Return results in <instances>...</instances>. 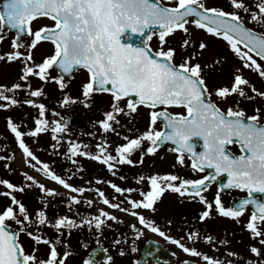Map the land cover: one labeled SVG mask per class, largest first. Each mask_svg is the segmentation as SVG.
Instances as JSON below:
<instances>
[{
  "label": "snow or ice",
  "instance_id": "obj_1",
  "mask_svg": "<svg viewBox=\"0 0 264 264\" xmlns=\"http://www.w3.org/2000/svg\"><path fill=\"white\" fill-rule=\"evenodd\" d=\"M232 11H225L215 6H206L205 0H175V6L167 7L161 0H3L0 4V41L4 39L5 29L15 31V37L11 42L13 51L6 55H0V60L13 62L19 60L22 64V75L20 81L27 84V89L21 83H15L11 87L0 85V108L8 109L19 105L17 90L24 89L28 97H41L43 89H31L30 77H37L41 81L48 80V70L55 67L61 75L57 83L61 89L66 85L62 82L65 76L71 77L77 69H85L89 74L88 81L83 84V96L89 97L94 92L111 93V110L104 113V120L99 121L101 129L105 132L112 129L109 123L119 124L116 114L124 113L126 116L137 111L138 105L150 109V122L148 129L139 137L129 139L124 136L127 143L115 148L116 155H106L80 152L81 156H88L92 160L99 161L107 166V170L116 175L114 169L117 165H134L131 156L136 151H143V142H149L147 154H155L157 149L167 142L176 147L172 149L178 152L177 163L184 165L185 155L191 161L193 172H204L212 169L208 175L199 179H185L176 174L158 175L148 177L140 175L136 183L141 184L147 180L149 190L138 188H122L108 181L109 186L115 193L124 196V200L130 207H122L105 197L104 192L97 189L101 203L108 208L117 209L120 212L130 214L138 219V223L144 228L158 233L161 237L179 246L183 252L193 257H202L206 264H225L219 259L210 258L199 252L195 247H186L181 240L174 239L151 220L139 214L136 209L155 211L154 205L160 199L165 190L177 193L180 197H188L190 200L199 198L204 209L199 213V220L203 222L210 217L213 204L207 202L201 194L206 191L211 183L217 181L221 174H227V183H221L220 189H238L246 191L248 197L234 202L232 207H225L221 201L219 192L215 196L216 212L226 218L238 220L248 206L253 210L246 224L252 239L257 240L261 247L250 246L249 251L255 257H264V200L257 199L256 195L264 194V124L260 123L261 109H255V114L246 115L244 110L229 107L222 111L211 100L212 93L206 85L203 77V68L199 62V55L207 45L201 41L196 45L197 51L189 53L181 63H175L176 49L167 48L165 38L176 30H181L185 35L181 49L187 50L192 47L190 39V26L203 30L208 35L221 38L227 42L230 50L242 62L243 69H253L259 77L264 78V68L254 59L258 57L264 61V33H257L245 26V17L241 13L249 14L251 20L259 25H264V0H254L256 11L245 0H229ZM38 17H48L54 23L52 26L41 27L33 31L32 22ZM158 34L160 48L153 51L149 46L154 35ZM139 35L140 43L133 39ZM23 37H31L29 44L25 45ZM131 41V42H130ZM41 42H50L53 45L52 55L43 59L42 63L33 62L32 50ZM242 46V47H241ZM27 48V55L19 49ZM219 63V61H216ZM249 81L241 74L238 68L234 73V80L230 87L223 86L215 89V95L221 100H227L231 95L252 100L254 97L248 95L245 87ZM251 92L255 96L264 98V92H259L253 86ZM11 93V95H9ZM127 98L128 111L121 107V101ZM23 103L38 109L40 118L35 119L34 130L21 131L20 125L13 123L8 118L7 126L14 134L19 149L22 151L26 163L36 168L41 161L26 144L24 137H37L38 134L46 132L49 121L45 117V105L37 103L33 99L25 98ZM65 103L68 98L65 97ZM87 106V105H86ZM169 106H179L186 109V115L168 112ZM163 108L157 111L155 109ZM163 124L164 130H156L157 121ZM53 133L63 132L68 126L67 122L62 125L58 121L52 122ZM113 131L115 129H112ZM193 138L203 140L204 151L197 152ZM57 140L56 135L52 136ZM107 141H103L96 147L99 153L107 151ZM238 143L241 155L235 156L228 145ZM86 147V146H85ZM69 159L77 155L72 148L69 149ZM4 159V157H0ZM35 163H32V162ZM143 163V155L140 157ZM76 163V161H72ZM8 168V165L5 164ZM45 175L51 180L69 190L71 193H83L86 189L75 187L54 171H49V164L42 165ZM40 171V169H36ZM11 171V169H9ZM27 182V187L33 185L39 187L46 197L59 195L53 189H47L44 184L39 183L27 173H22ZM120 179H125L120 176ZM97 183H104L97 180ZM0 185L9 191L0 192V196L9 197L10 204L5 205L0 211V264H57V249L53 242L40 234H34L29 228L36 226H49L56 230L58 235H63L62 229L69 231L87 225L89 229L93 226L99 232L106 221H118L117 217L111 215L103 208L98 209V215L81 217L78 223L68 216H59L53 223L47 218L46 211L37 210L35 218L30 216L26 206L16 198L15 192L23 193L24 186L12 184L9 180H0ZM138 192L142 199H134L125 193ZM115 199V197L113 198ZM69 210L81 201L75 195L68 197ZM47 206L48 200L41 201ZM83 203L92 207V200H84ZM15 206V207H14ZM76 215H79L77 212ZM10 223L18 226L17 229L10 227ZM169 223H171L169 221ZM139 237L140 230L135 224L130 226ZM20 233H26L36 245L45 244L50 246L47 260L38 259L37 249L31 254H26L19 243ZM197 236L195 231L188 234L192 240ZM206 242H212V237H206ZM59 243V239L56 240ZM119 239L114 244L119 245ZM226 243V242H222ZM107 252V249H102ZM137 249L132 248L135 252ZM93 252V256H95ZM123 255V251L120 252ZM68 253L65 252L64 256ZM228 256H236V253L228 252ZM111 260V257H107ZM59 264H64L63 259ZM84 264H95V261L85 260ZM187 264V262H185ZM227 264H232L228 261ZM247 264H256L249 260ZM258 264H264L260 259Z\"/></svg>",
  "mask_w": 264,
  "mask_h": 264
},
{
  "label": "flooded vegetation",
  "instance_id": "obj_2",
  "mask_svg": "<svg viewBox=\"0 0 264 264\" xmlns=\"http://www.w3.org/2000/svg\"><path fill=\"white\" fill-rule=\"evenodd\" d=\"M2 3L3 0H0V4ZM161 3L167 7L175 6V0H161ZM205 3L206 6H215L225 11H232L229 6V0H205ZM245 3L250 4L251 10L256 11L254 0H245ZM241 15L245 17L244 23L246 27L257 33H264V25L253 22L249 14L241 13ZM53 23L54 22L48 17H38L32 22L31 28L35 31L41 27H50ZM190 33L193 46L187 50L181 49L182 41L186 38L181 30H176L175 33L165 38V49L169 47L176 49L177 56L174 62L177 64L181 63L189 53L197 51L196 45L203 41L207 47L203 50L202 54L199 55L198 61L193 60L192 63L199 62L202 65L203 77L209 92L212 93V102L222 111L226 112L229 107L234 109L239 108L244 110L246 115H248L247 98H241L233 94L227 100H221L215 95V89L223 86L230 87L234 80L233 72L238 68H240L241 71L255 70L243 69L241 60L235 56L227 45V42L221 38L208 35L203 30L195 29L194 26H190ZM3 36L4 39L0 41V55H6L13 51L11 42L15 37V31L6 28ZM22 39L25 45L29 44L31 41V37H23ZM133 39L137 44L140 43L141 38L139 35H134ZM148 44L153 51H158L160 48L158 34L154 35L153 38L148 41ZM19 50L27 55V48ZM52 53L53 45L50 42H41L32 50L33 62L36 64L42 63L43 59L52 55ZM254 59L257 60V63L260 64L262 68L264 67V61H261L255 56ZM216 61H219V63H216ZM22 67L23 64L19 60L13 62H8L6 59L0 60V85L11 87L13 84L19 82L24 85V89H27V84L19 80V77L22 75ZM60 75L61 73L53 67L48 70L47 81H41L37 77H30L31 89L36 90L42 88V96L28 97L27 91L24 89L17 90V96L21 103L11 106L6 110L0 108V157H4V159H0V180L7 179L14 185L25 187L23 193L15 192L14 195L26 206L30 216L33 218H35L37 210H43L46 211L47 218L54 223L55 219L58 218L56 216L58 205L62 203L65 205L66 210H69V201L63 197V199H59L57 204L55 203L54 197H44L43 200L46 199L49 201L45 207V205L41 203L43 200H41L40 197L44 194L39 187L35 185L27 187L30 182H27L24 176L21 177V175L12 168L11 171H8L5 167V164L8 166L11 164L13 150L18 149L17 151L22 152L18 147L14 134L7 126L8 118L11 117L13 123L20 125L19 130L24 132L34 130L35 119L40 118L38 109L23 103L25 98L33 99L37 103H43L45 105V117L42 119H47L50 122L46 132L38 134L35 138L29 136L24 137L26 144H28L30 149L41 161L37 166L42 167L43 163H48L49 171L55 172V165H60V163L71 164L73 160H77L82 163L83 170L88 172V176L83 180L86 187L95 186L94 189H99V191L104 192L105 197L108 199H113L115 197V199L124 200V196L115 193L114 189L107 183L108 181L122 188L131 187L148 191L149 187L147 180L141 184L136 183L140 175L148 177L154 174H176L183 178V175L187 172L191 179H199L209 174V171L206 170L204 172H193L191 169V161L187 156H185V159L188 165L185 166L177 163V156L179 153L172 151L173 147L170 146H161L157 149L155 154H147L146 149L149 146V142L147 141L142 144L143 151H136L132 154L131 159L135 162L134 165H117L114 169L116 175H112L107 170V166L99 161L92 160L88 156L79 155L80 152L100 155L111 153L112 155H116L115 148L127 143V141L123 139L124 136H128L129 139H134L148 129L150 112L153 109L138 105L135 113H131L127 116L124 113L116 114L120 123L117 125L110 121L109 123L112 125V129L115 130L109 129V131L105 132L101 129L98 122L105 119V112L111 110V93L94 92L90 94L89 97L85 98L83 96V84L88 81L89 77L85 69L75 70L71 77L65 76L62 81L66 85L64 89H61L59 83H57V78H59ZM256 77L261 83L259 76ZM9 95H11V93H9ZM65 97L68 98V103H65ZM126 101L127 98L121 101V107L125 108V111H128ZM0 103L4 102L0 101ZM155 110L160 111L164 109L157 108ZM166 110L173 115L187 114L186 109L179 106H169ZM53 121H58L62 125L66 121L68 126L63 132L53 133L51 131L52 127L55 126L52 123ZM154 127L156 130H163V124L159 120ZM53 135H56L57 140L62 144L58 149L55 147L57 141L52 139ZM105 140L108 142L107 151L101 154L96 146ZM195 146L196 149L204 150L203 142L200 139L195 141ZM70 148L74 149L77 153V155L72 156L71 159H69ZM228 149L235 156L241 155V151L236 144L229 146ZM141 155H143L142 164L139 162ZM168 155H171L173 159H175L168 161ZM21 158L23 161V156ZM42 173L43 172L37 173V175L47 179ZM120 176H124L125 179L121 180ZM61 177L64 178L63 176ZM82 178V176L80 177L75 174V176L71 178L73 179L71 183L78 184L79 182V185H81L80 179L82 180ZM97 180H102L104 183H97ZM45 182L54 181L48 178ZM4 191L9 190L3 185H0V192ZM218 192L225 207H232L234 202L248 197L247 192L238 190L223 191L218 185L211 186L208 190L201 193L206 198L207 202L213 204L210 217L205 218L203 222L199 220V213L205 209L204 205L199 202V198L190 200L187 196L180 197L177 193L171 192L170 189L162 193L160 199L154 205V212L142 208L136 209L135 211L142 215L153 216L151 221H153L158 228L164 231L166 235L181 240V243L184 245L189 244L191 246H196L199 242L206 244L208 247V254H211L213 258L224 261L225 264H227L228 261H232V264H247L249 260L259 259L260 257H255L250 253L249 248L250 246H256L258 248L261 246L259 245L258 239H252L251 233L246 228L253 208L247 207L238 220L222 217L215 210L214 200ZM91 194L95 196V202L99 207L100 205H104L101 203L98 192ZM124 195H131L134 199H142L138 192H133L131 194L125 193ZM9 200V197L1 196V211L5 205H8ZM171 201H173V203ZM169 204L171 205L170 207H168ZM182 205L187 208H178V206ZM49 211H53V213ZM70 211L79 213V215H76L78 223L81 220L80 216L89 217L91 215L90 213L93 211H95L94 214L98 215L97 208L93 206L88 207L83 201H81L79 205H75L73 210H69V212ZM105 211L109 212V209ZM109 213L113 215L112 212ZM169 221L171 223H169ZM131 225L106 221V224L102 226L99 232H97L94 226L89 229L87 225H82L70 231L68 229H62L63 235H58L56 230L49 226H42L39 228L33 226L29 228V231H32L34 234H40L53 242V246L56 247L58 253L57 264H59L61 259H63L64 264H71L72 261L77 264H84L85 260L95 261V264H184L185 262L199 264L197 260L186 257L179 246L164 239L158 233L151 232L150 229H146L142 225H136L141 233L137 238V234L130 227ZM10 227L13 229L18 228L14 223H10ZM192 231H195L197 236L189 240L188 234ZM209 235L212 237V242H206V239L200 240ZM57 239H59V243H56ZM117 239L121 241L119 245L114 244V241ZM19 243L24 248L26 254H31L35 248L37 249L35 253L37 258L47 260L51 250L49 245H36L35 241L26 233H20ZM133 247L137 249L135 252L132 251ZM223 248L225 249V253L230 251L236 253V256L230 257L228 261V256H225L226 261L221 259L220 256L217 255L223 254V251H221ZM102 249H107V252H104ZM121 251H123V255L120 254ZM146 251L153 255L164 252L168 257V261L165 263H153L148 260H143L142 254ZM65 252L68 253L67 256H64ZM93 252L96 253L95 256H93ZM109 256L111 260L107 259ZM258 261L259 260L255 261L256 264H258Z\"/></svg>",
  "mask_w": 264,
  "mask_h": 264
},
{
  "label": "rangeland",
  "instance_id": "obj_3",
  "mask_svg": "<svg viewBox=\"0 0 264 264\" xmlns=\"http://www.w3.org/2000/svg\"><path fill=\"white\" fill-rule=\"evenodd\" d=\"M233 73H235V71ZM241 74L243 75V77L245 79H247L249 81V86H246L245 87V90L247 91L248 95L254 97L252 100H248V110H247V114L248 115H253V114H255V109L259 108V109H261V117H262L261 120H260V122H264V98H261L259 96H255V94L251 92V87H253V86L256 88L257 91L264 92V78L259 77L260 78V81H261V83H260L257 80V77H256V76H259V75L255 71H251V70L241 71ZM1 136H3V135H1ZM9 145H11V144H9ZM60 146H62V144L60 142L59 143L56 142V146L55 147L58 149ZM17 150L18 149L13 150V156L11 158V164L8 166L7 170L9 171V169L12 168L17 173H19V175H21V177L23 176L22 173H27L28 175L33 176L35 178V180L38 181L39 183L44 184L46 188L53 189L56 193H59V195L54 196L55 201H56L55 203L58 204L59 199H61V198L63 199V197L67 201H69L68 200V197L69 196H72V195H75L77 197V199H79L80 201L92 200L93 201V205L92 206L95 207V208H97V209H100V208H103L104 210H108L109 209V212H112L113 215L117 217V220L118 221H122V224H124V225H131V224L140 225L138 223V219L136 217L131 216L130 214H127V213H124V212H120L119 210L117 211V210H114V209H111V208H107L104 205H100V207H99L96 204V202H95V196L93 194H91V193H97V191H96V189H94L95 186L86 187V184H85V182L83 180H85V177L88 176V172L83 170V166H82V163L81 162H79L77 160H74V161H76V163H71V164L70 163H60V165H55V173L57 175L59 174V175L63 176L64 177L63 179H65L66 182H68L69 184H71V185H73L75 187H82L83 186L82 188L87 189L82 194L81 193H71L69 190L64 189L62 186L58 185L56 182H45V180H47L48 177L45 175L44 171H42V167H39L37 165H36V168L30 167L25 162L26 161V158L25 157H23V161H22V158H21L23 156L22 155V152L17 151ZM174 159H173V157L171 155H168L167 156V160L168 161H172ZM32 163H35V162L33 161ZM184 165L185 166L188 165V162H187L186 159H185ZM36 169H40V171H37ZM41 172H43L42 175L44 177H46L47 179H45V178L40 177L39 175H37V173H41ZM8 174H9V172H8ZM75 174L77 176H80V177L82 176L83 177L82 180L80 179L81 185H79V182H78V184L71 183V181L73 180L71 178L73 176H75ZM69 177H71V178H69ZM183 178H185V179H191V177L188 176V173L187 172H185V175H183ZM40 197H41V200H43L44 197H46V196L43 195V196H40ZM0 200H1V196H0ZM109 200L112 201V202H114V203H119V202L123 201V203L121 204L122 207H130L127 204V201L126 200H123V199L122 200H118V199H112V198H110ZM171 202L173 203V201H171ZM9 204H10V200L8 202V205ZM170 206L171 205L169 204L168 207H170ZM161 208H162V206H161ZM178 208L185 209L187 207H184L182 205V206H178ZM0 211H1V209H0ZM76 211H74V212L73 211H70L69 212V210H66L65 205H63L62 203H60L58 205L57 209H56V216L57 217H59V216H68L69 218L75 219L78 222V218L76 217ZM49 212L53 213V211H49ZM94 213H95V211H93L92 213H90L91 215L89 214L90 215L89 217L94 216V215H97V214H94ZM144 216L148 220L153 219V216H147V215H144ZM80 217H82V216H80ZM119 223H121V222H119ZM204 239H206V237L203 238V239H200V240H204ZM185 246L186 247H189V248L195 247L202 254L207 255L210 258H213L211 256V254H208V247L206 246V244H202V243L199 242L196 246H191L189 244H185ZM180 250H182V249H180ZM221 251H223V254H220V255H217V256H220L221 259H223V260L226 261L225 256H228V255H227V253H225V249L224 248ZM262 251H264V249H262ZM183 253H184V255L186 257H191V258L197 260L199 264H206V262L203 261L202 257H192L190 254H187L185 252H183ZM213 259H216V258H213ZM260 259H263V257H260L257 260H260ZM228 260H230V256H228L227 261ZM257 260L253 259L252 261L255 262ZM71 264H77V263H75L74 261H72ZM79 264H81V263H79Z\"/></svg>",
  "mask_w": 264,
  "mask_h": 264
},
{
  "label": "water",
  "instance_id": "obj_4",
  "mask_svg": "<svg viewBox=\"0 0 264 264\" xmlns=\"http://www.w3.org/2000/svg\"><path fill=\"white\" fill-rule=\"evenodd\" d=\"M197 139H200V138H193V143H194V144H195V141H196ZM200 140L203 142L202 139H200ZM233 144H238V143H233ZM233 144H231V145H233ZM164 145H169V146H172V147H174V148L176 147V146H175L174 144H172L171 142H167V143H165ZM228 146H230V145H228ZM228 146H227V148H228ZM238 146L240 147L239 144H238ZM196 151H197V150H196ZM197 152H201V151H197ZM206 170H208L209 172L214 171V170H212V169H206ZM221 183H227V174H221L220 176H218V177H217V181L214 182V183H211L210 186L213 185V184H218V185L220 186ZM210 186H209V187H210ZM231 190H234V189H231ZM255 195H256V197H257V196H262V199H261V200H264V194H259V193H257V194H255ZM154 257H155V258H150L149 255H148L147 253L143 255V258H146L147 260H151V261L156 262V263H158V262H167V261H168V257L166 256V254H165L164 252H162V253H158V254H155Z\"/></svg>",
  "mask_w": 264,
  "mask_h": 264
},
{
  "label": "bare ground",
  "instance_id": "obj_5",
  "mask_svg": "<svg viewBox=\"0 0 264 264\" xmlns=\"http://www.w3.org/2000/svg\"><path fill=\"white\" fill-rule=\"evenodd\" d=\"M20 159V158H19Z\"/></svg>",
  "mask_w": 264,
  "mask_h": 264
}]
</instances>
